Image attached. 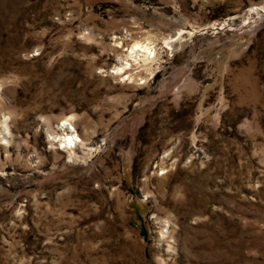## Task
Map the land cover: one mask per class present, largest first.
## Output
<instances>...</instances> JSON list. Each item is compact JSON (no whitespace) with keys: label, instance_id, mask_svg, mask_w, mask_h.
<instances>
[{"label":"rangeland","instance_id":"obj_1","mask_svg":"<svg viewBox=\"0 0 264 264\" xmlns=\"http://www.w3.org/2000/svg\"><path fill=\"white\" fill-rule=\"evenodd\" d=\"M0 264H264V0H0Z\"/></svg>","mask_w":264,"mask_h":264},{"label":"bare ground","instance_id":"obj_2","mask_svg":"<svg viewBox=\"0 0 264 264\" xmlns=\"http://www.w3.org/2000/svg\"><path fill=\"white\" fill-rule=\"evenodd\" d=\"M153 48H152V46L148 45L147 43H144V44L140 43V42L134 43L133 45H131L128 48V54H127L126 60L123 63H121L122 64L121 66L116 67L115 71L120 72L123 68L128 67L130 65L129 60L138 61L139 57H141L143 60L149 59L150 56L154 53ZM123 65H125V66H123ZM65 124H66V121H63V124L61 125L62 128ZM76 136H75L74 132L68 131L67 133L64 134L63 139H61V142H63L66 145L74 146L76 143Z\"/></svg>","mask_w":264,"mask_h":264}]
</instances>
